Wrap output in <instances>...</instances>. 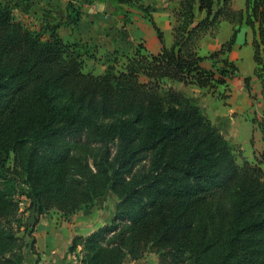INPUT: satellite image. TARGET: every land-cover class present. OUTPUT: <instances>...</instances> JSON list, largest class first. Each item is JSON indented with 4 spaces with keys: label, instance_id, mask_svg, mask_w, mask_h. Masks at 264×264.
Segmentation results:
<instances>
[{
    "label": "trees",
    "instance_id": "obj_1",
    "mask_svg": "<svg viewBox=\"0 0 264 264\" xmlns=\"http://www.w3.org/2000/svg\"><path fill=\"white\" fill-rule=\"evenodd\" d=\"M111 1L145 13L162 46L138 45L121 53L116 71L95 74L83 70L86 44L58 31L78 25L81 3L68 0L59 20L30 27L14 17L18 1L0 0V264H22L26 248L34 251L25 210H35V222L51 208L69 215L108 188L118 197L109 220L71 241L82 264H125L147 252L158 264H264V142L254 160L238 161L197 98L172 84L226 85L245 24L264 89V0L239 9L198 0L199 18L195 0H178L169 46L148 3ZM221 19L233 23L231 36L200 54L201 36ZM59 94L78 107L55 101ZM258 125L264 141V118Z\"/></svg>",
    "mask_w": 264,
    "mask_h": 264
},
{
    "label": "rangeland",
    "instance_id": "obj_2",
    "mask_svg": "<svg viewBox=\"0 0 264 264\" xmlns=\"http://www.w3.org/2000/svg\"><path fill=\"white\" fill-rule=\"evenodd\" d=\"M174 2L175 0H170L172 26L175 23L173 13L174 10L178 8V0L175 5ZM144 3H148V0H144ZM118 11L122 14L119 27H109L110 30H107L106 32V35L111 36L110 38L112 40L117 41L115 42V46L117 47L111 50L107 48H98L97 44L85 43L88 50L82 55L84 71H91L95 74L104 72L105 70L116 71L124 60L121 53L131 54L138 45H142L147 49L145 32L149 23L148 16L133 6L123 4L115 8L113 14H116ZM13 14L16 19L30 27L37 26L40 24L44 16L48 15V13L45 14L44 12L39 15H34L18 6L14 7ZM195 15L196 18H199L203 13L198 11L195 7ZM151 17L153 16L151 15ZM58 18V16H55L52 21H57ZM136 29L144 32V36L139 34L135 35ZM58 31H60L61 36L65 40H76L70 38L68 28L60 27ZM66 36L68 38H65ZM245 37V40L247 38L249 40L252 39V33L249 28L247 29ZM118 44L123 45V47H121V45L118 46ZM200 45L201 40H199V46ZM198 51L200 54H203L201 53V46L198 48ZM209 52L210 50H207V54ZM241 58L242 60L240 62L238 59H232L238 66V72L241 69H244L243 67L245 66L249 67V63L251 64L253 60L252 57H250L248 58V62L243 52L241 53ZM204 62L211 63V59H204ZM238 72L227 80L226 85L219 84L215 87L198 88L193 87L192 84L188 85L179 83L183 88H178L185 94L197 98L204 113L218 126L223 135L234 145L238 161H241L243 157L248 160H254V156H257L260 153L264 142L258 125V122L264 118V89L261 86L260 77L255 73H253L254 75L252 78L248 76L249 88H247L244 78L241 75V77H239ZM53 99L55 101L58 100L70 103L73 108L78 107L69 102L70 99H67L62 94L54 96ZM101 118L104 121L115 120L114 116H102ZM19 199V208L24 209V207L29 204V199L25 194H22ZM117 201V195L108 188L104 194L96 197L91 204L72 214L63 215L56 208H51L38 216L37 222L42 221L43 219L47 222L46 227L42 229L39 228V226L35 228L37 223L35 222V210L33 208L25 210V219L28 220L29 223L33 222L32 224H34L31 233L32 236H35L34 231L36 229L38 234L34 237V251L30 248H26L25 250L27 251L28 256L33 253L31 256L35 258L31 261L28 259V264H54V260H57L58 264H82L79 260V247L73 251L70 250L73 236L75 234H80L79 232L81 231H88L95 226L98 227L108 221L114 211ZM71 223L73 224L71 225ZM56 230H60L61 232V240H59L60 244L58 247L51 245L49 238H47L50 231L53 232ZM32 236H26V239L31 242ZM148 253L150 252H147L146 254ZM150 256H152V258L148 259V264H156V262L158 264L157 253L152 252V255ZM125 264H137V261L131 263L128 259Z\"/></svg>",
    "mask_w": 264,
    "mask_h": 264
},
{
    "label": "crops",
    "instance_id": "obj_3",
    "mask_svg": "<svg viewBox=\"0 0 264 264\" xmlns=\"http://www.w3.org/2000/svg\"><path fill=\"white\" fill-rule=\"evenodd\" d=\"M18 1L17 6L27 12H30L34 15H39L44 12V17L49 20H53L55 16H58L59 20L65 14V6L68 0H16ZM81 3L80 9V19L78 25L74 28L70 26L61 25L60 27L69 29V36L71 39L79 40L83 43L94 45L97 44L98 48H107L113 50L115 47V42L110 37L106 35L107 30H110L109 27H119L120 17L122 14L118 11L116 14H113L115 8L122 5L115 1L111 0H77ZM177 0H175V3ZM195 7L198 10V0H195ZM150 5V12L153 16L152 19L155 24L159 27L163 34L164 44L169 46L173 41V36L171 33L172 24H171V8H170V0H148ZM230 4L233 8L239 9L243 8L245 5V0H230ZM126 5V4H123ZM199 11V10H198ZM47 12V13H46ZM204 13L203 11H201ZM148 20V19H147ZM147 30L145 32L147 49L152 52H157L160 50L162 43L157 35L155 28L153 27L150 20H148ZM59 27V28H60ZM241 29L236 34L235 42L232 46V49L229 51L230 59H238L240 62L242 60L241 53L245 55V58L249 62L248 58L252 57L253 59V48L251 45V40L248 38L245 40V34L247 32V26L242 24ZM60 32V31H59ZM233 32V23H231L227 19H221L218 27L214 34L206 33L201 36V50L202 55H207V50L213 51L220 48L221 44L229 39ZM143 33V34H142ZM143 35L144 32L140 30H135V35ZM65 38H68L67 36ZM72 41V40H71ZM119 42V41H118ZM121 44H118V46ZM199 46V48H200ZM123 47V45H121ZM233 60V61H234ZM204 66L209 67L211 63H206L204 60L202 61ZM242 68V67H241ZM244 69H241L239 73V77L250 76L253 77V68H254V60H252L251 64L249 63V67L245 66ZM241 75V76H240ZM238 77V76H237ZM236 78V77H234ZM181 82L173 81L172 84L175 87L183 88ZM190 85V84H188ZM193 85V84H192ZM193 87H198L193 85ZM199 88V87H198ZM263 147V145H262ZM28 221V220H27ZM43 221V222H42ZM38 221L36 223L35 228L39 226V228L46 227V220ZM73 223H71L72 225ZM97 226L91 228L88 231H81L80 234H86L95 229ZM37 229L34 231V235L37 234ZM61 232L60 230L50 231L47 238H49L51 245H55L58 247L59 240H61ZM34 236V237H35ZM37 250V248H36ZM38 252V251H37ZM33 254V253H32ZM31 254V255H32ZM28 256L27 251H25V259L22 264H28L29 261L34 260L33 256ZM152 252L145 254L142 258L136 260H130L131 263L133 261H137V264H148V259L152 258ZM28 259H30L28 261ZM128 261V260H127ZM126 261V262H127ZM54 264H58L57 260H54ZM157 264V262H156Z\"/></svg>",
    "mask_w": 264,
    "mask_h": 264
}]
</instances>
